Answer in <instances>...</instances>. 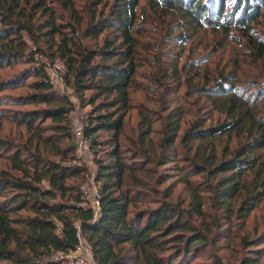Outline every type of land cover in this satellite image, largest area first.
Masks as SVG:
<instances>
[{
	"label": "trees",
	"instance_id": "obj_1",
	"mask_svg": "<svg viewBox=\"0 0 264 264\" xmlns=\"http://www.w3.org/2000/svg\"><path fill=\"white\" fill-rule=\"evenodd\" d=\"M88 2L81 9L74 0H0V69L22 66L0 78V92L26 88L16 96L0 95V107H18L0 108V119L23 126L32 144L30 149L0 137V156L5 154L9 163L0 168V264H61L55 256L74 248L75 224L94 264H190L208 246L206 232L191 219L205 217L201 197L190 189V213L167 201L146 206L141 201L147 187L136 173L145 171L149 156L139 150L126 154L119 145L142 59L138 49L144 47L136 35L137 8L141 2L174 18L176 25L189 31L188 36L174 38L179 43L203 27L223 34L237 29L257 51L256 57H262L264 0ZM81 22L85 23L80 29ZM53 61L60 62L65 87L77 98L78 109L87 107L80 117L95 165L96 216L79 190L87 173L74 154L69 121L73 102L50 82L47 68ZM176 69L172 62L167 75H175ZM200 85L194 90L213 98L223 118L208 124L194 121L181 135L183 145L196 142L203 149L193 152L180 181L189 185L188 176L206 173L213 183L206 184L205 191L223 211L224 224L233 218L243 222L264 202V82L248 91L235 76L219 74ZM173 110L167 115L158 161L174 156L179 113ZM150 125L140 110V139L150 133ZM100 134L106 138L100 140ZM230 135L239 137L240 143L217 160L213 144ZM237 199L233 209L231 203ZM241 244L244 252L238 264H264V225ZM206 264L225 263L211 255Z\"/></svg>",
	"mask_w": 264,
	"mask_h": 264
},
{
	"label": "rangeland",
	"instance_id": "obj_2",
	"mask_svg": "<svg viewBox=\"0 0 264 264\" xmlns=\"http://www.w3.org/2000/svg\"><path fill=\"white\" fill-rule=\"evenodd\" d=\"M75 5L87 7L88 0H74ZM78 8V10H81ZM80 12V11H79ZM136 19L137 38L143 42L144 47L138 49L141 56L140 66L134 77L136 87L130 90V107L123 119V127L119 136V145L123 152L130 154L133 150L145 151L149 156L144 172L136 173L146 184L145 193L146 206H153L155 202L167 201L190 213V189L193 188L201 197L203 219L192 216L195 226L206 232L208 246L198 257L191 260L190 264H206L211 255L220 256L225 264H238L244 249L241 241L250 239L262 230L264 225V202H260L244 219L238 221L233 218L230 224L225 225L218 204L211 203L208 193L205 191L206 184L213 183V179L206 178L203 174L188 176L189 185L181 180L189 168L190 158L196 150L198 154L203 149L196 142L183 145L180 141L181 135L192 122L202 120L204 123H214L223 118L214 108L212 99L199 91L194 90L200 84L212 80L215 76L233 75L236 83L244 87V90L256 89L255 83L264 82V55L256 57L257 51L251 48L246 36L237 29H230L223 34L211 28L203 27L196 31L191 37L175 41L178 34L188 36L183 26L176 25V20L160 11H154L141 3L138 5ZM87 18L84 13L81 16ZM85 22H81L80 29ZM260 30L259 26H256ZM255 28V33H258ZM42 58V57H41ZM199 61L200 66L194 68L189 64ZM171 62V63H170ZM172 62L177 66L175 75H167V68L172 67ZM21 65L2 67L0 78H5L19 71ZM60 80L53 83L55 90L68 94L77 106V98L71 90L65 87L62 78V69L59 71ZM29 80H26V83ZM200 85V86H201ZM174 87V88H173ZM173 88V89H172ZM192 89V90H191ZM26 92L24 86L5 89L1 94L16 96ZM262 110L264 111V94L261 98ZM0 108L6 110L18 109L12 105H2ZM22 108H28L22 107ZM176 108V112L173 110ZM87 107L78 109L79 117ZM143 110L151 120L150 133L143 135L142 139L139 128V111ZM179 113L176 138L174 141V156L168 160L158 161L162 152V139L166 135V122L169 112ZM5 115L7 113H4ZM173 115V114H172ZM81 119V117H80ZM29 134L23 126H17L5 118L0 119V137L12 141L14 144L29 145ZM106 138L100 134V140ZM143 141V143H141ZM240 143L239 137L235 135L223 136L213 145L216 159L226 158ZM208 146L203 153L207 152ZM78 162L86 168L87 176L81 185L94 186L93 153L88 150L79 153L75 150ZM0 156V168H8V161ZM129 183V181H128ZM80 185V186H81ZM79 186V187H80ZM239 199L233 200L231 206L236 209ZM143 207V204H137ZM216 222V223H215ZM62 264H64L62 262Z\"/></svg>",
	"mask_w": 264,
	"mask_h": 264
},
{
	"label": "built area",
	"instance_id": "obj_3",
	"mask_svg": "<svg viewBox=\"0 0 264 264\" xmlns=\"http://www.w3.org/2000/svg\"><path fill=\"white\" fill-rule=\"evenodd\" d=\"M62 67L60 62L53 61L47 68L50 82L56 83L60 80L61 76L59 71ZM70 131L74 139L76 151L79 153H85L88 150V142L83 135L82 121L79 117L78 107L73 104L71 111L69 112ZM80 192L86 200V204L92 209L93 215L98 213V194L94 186L81 185L79 187ZM76 228V244L74 248L64 254H56L55 258L60 260L64 264H94L91 250L89 245L85 242L81 236L77 224Z\"/></svg>",
	"mask_w": 264,
	"mask_h": 264
},
{
	"label": "crops",
	"instance_id": "obj_4",
	"mask_svg": "<svg viewBox=\"0 0 264 264\" xmlns=\"http://www.w3.org/2000/svg\"><path fill=\"white\" fill-rule=\"evenodd\" d=\"M70 100H71V98H70ZM72 101V100H71Z\"/></svg>",
	"mask_w": 264,
	"mask_h": 264
}]
</instances>
